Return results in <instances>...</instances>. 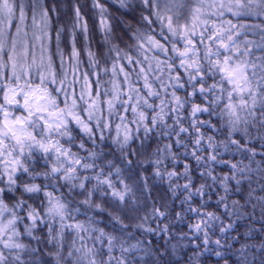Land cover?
I'll return each mask as SVG.
<instances>
[{
    "label": "clouds",
    "instance_id": "9594fccd",
    "mask_svg": "<svg viewBox=\"0 0 264 264\" xmlns=\"http://www.w3.org/2000/svg\"><path fill=\"white\" fill-rule=\"evenodd\" d=\"M0 264H264V0H0Z\"/></svg>",
    "mask_w": 264,
    "mask_h": 264
}]
</instances>
